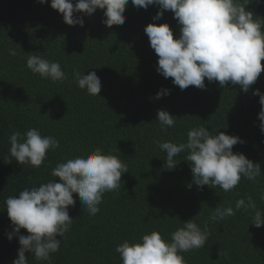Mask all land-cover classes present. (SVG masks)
Masks as SVG:
<instances>
[{"label":"trees","instance_id":"1","mask_svg":"<svg viewBox=\"0 0 264 264\" xmlns=\"http://www.w3.org/2000/svg\"><path fill=\"white\" fill-rule=\"evenodd\" d=\"M75 2V0H74ZM253 2V3H251ZM249 10L264 17V0H250ZM156 5L137 8L129 0L125 23L111 28L102 23L104 10L83 16L84 26H70L63 15L51 7V0H0V264L18 258V236L13 231L5 200L25 188L49 180L60 162L87 154L97 147L126 162L120 188L106 192L100 211L90 216L78 195L69 207L71 230L61 239L50 264H122L115 251L124 240L137 241L143 234L159 231L166 240L183 222L195 218L202 227L218 205L232 206L251 196L264 212V133L261 132L260 97L264 94V71L245 93L240 85L205 78L206 89L189 86L181 90L173 78L157 71L158 56L150 46L144 29L151 23H167L174 38L180 25L174 13L165 10L159 21ZM15 49L17 55L9 54ZM29 54L58 61L68 78L53 83L33 74L26 66ZM264 65V60L261 61ZM73 69L86 75L96 72L101 79L99 96H92L75 82ZM161 89L170 94L157 99ZM158 110L175 118V126L163 131ZM204 126L240 137L244 143L233 146L262 168L256 182L241 178L230 192L220 187L193 184L190 163L178 154L180 163L166 170L165 153L154 141L182 143L187 132ZM38 128L53 136L60 147L49 150L44 163L36 168L20 165L10 156L9 136L13 131ZM57 182L58 178H57ZM254 213L243 209L223 221L209 223L210 236L205 247L181 253L186 264H264V226L252 225ZM20 234L29 235L26 229ZM28 264H49L26 253Z\"/></svg>","mask_w":264,"mask_h":264},{"label":"clouds","instance_id":"2","mask_svg":"<svg viewBox=\"0 0 264 264\" xmlns=\"http://www.w3.org/2000/svg\"><path fill=\"white\" fill-rule=\"evenodd\" d=\"M47 4L48 0H38ZM133 6L147 9L156 5L160 11L153 17L159 21L165 10L174 13L180 27L179 38H174L173 30L167 24L151 23L144 29L149 37L150 46L158 56L157 71L165 78H173L174 85L181 90L189 86L206 89L205 78L209 82L218 81L221 87L229 82L240 85L247 93L264 71V17L249 10L250 0H131ZM129 0H51V7L63 15L64 22L70 26H84L83 13L91 16L97 9L104 10L102 23L111 28L123 25ZM9 54L17 55L15 49ZM26 66L33 74L51 82H63L68 78L58 61H50L42 55L29 54ZM72 76L78 87L89 95L99 96L101 79L96 72L81 73L73 69ZM170 94L161 89L156 98ZM254 95L260 97V129L264 133V94L257 89ZM158 122L163 131L175 126V118L166 110H158ZM10 156L20 165L40 167L47 152L60 147L53 136L42 135L38 128L26 132L13 131L9 136ZM164 152L166 170H174L180 163L176 157L186 153L183 160L190 163L193 184L203 189L220 187L230 192L240 183L241 178L256 182L262 168L241 152H234L233 146L244 141L217 129L209 131L204 126L191 128L187 141L174 143L154 141ZM128 165L119 156L97 147L91 152L58 163L51 176L56 179L41 183L39 186L25 188L16 196L5 200L6 210L13 231L7 234L11 241L18 236L21 247L18 258L12 264H28L26 253L37 260L51 262V254L59 251L61 239L71 230L73 217L69 207L75 206L78 195L90 216L99 211L106 192L120 188L122 174L128 173ZM57 178L58 181L57 182ZM264 199V195L261 196ZM243 209L254 213L252 225L264 226V212L257 209L251 196L235 201L232 206L218 205L201 227L196 217L182 223L166 240L157 230L143 234L137 241L124 240L115 251L119 253L122 264H186L181 253L205 247L209 236V223L223 221ZM26 229L29 235L20 234Z\"/></svg>","mask_w":264,"mask_h":264}]
</instances>
